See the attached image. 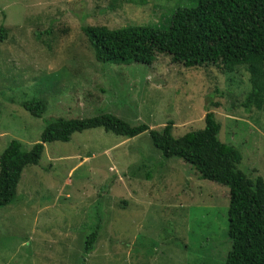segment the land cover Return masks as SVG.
Listing matches in <instances>:
<instances>
[{
	"label": "rangeland",
	"instance_id": "obj_1",
	"mask_svg": "<svg viewBox=\"0 0 264 264\" xmlns=\"http://www.w3.org/2000/svg\"><path fill=\"white\" fill-rule=\"evenodd\" d=\"M196 0H0V152L14 139L27 151L54 118L109 113L171 134L202 128L204 107L218 138L241 155L236 166L264 181L263 111L242 106L244 66L183 68L158 54L150 65L94 61L82 26L166 29ZM40 100L31 117L21 104ZM138 167V169H136ZM227 188L198 180L165 159L143 132L123 138L88 129L43 145L25 167L13 201L0 207V264H223ZM97 240L85 253V238Z\"/></svg>",
	"mask_w": 264,
	"mask_h": 264
},
{
	"label": "trees",
	"instance_id": "obj_2",
	"mask_svg": "<svg viewBox=\"0 0 264 264\" xmlns=\"http://www.w3.org/2000/svg\"><path fill=\"white\" fill-rule=\"evenodd\" d=\"M80 32L94 61L100 64L150 65L155 55L163 54L183 68L220 65L229 73L244 66L250 90L242 106L263 111L264 0H196L191 8L176 9L164 30L150 26H82ZM5 37L6 30L0 26V41ZM21 107L36 119L44 111L40 100L24 102ZM202 123V128L174 137L170 121L154 130L144 124L131 126L109 113L84 119H51L27 151L12 139L0 152V207L13 201L22 170L38 164L43 145L67 142L72 134L88 129H101L123 138L146 132L161 157L178 158L191 166L198 180L227 188L229 248L223 264H264V181L248 178L236 168L241 155L219 140L220 123L207 106ZM96 240V232L85 238V253Z\"/></svg>",
	"mask_w": 264,
	"mask_h": 264
}]
</instances>
